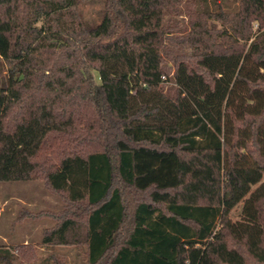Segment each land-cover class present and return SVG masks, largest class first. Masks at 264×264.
Wrapping results in <instances>:
<instances>
[{
  "label": "trees",
  "instance_id": "obj_1",
  "mask_svg": "<svg viewBox=\"0 0 264 264\" xmlns=\"http://www.w3.org/2000/svg\"><path fill=\"white\" fill-rule=\"evenodd\" d=\"M199 2L103 0L88 21L95 0H0V183L62 198L19 218L56 221L43 244L264 264V0ZM15 250L0 264L35 259Z\"/></svg>",
  "mask_w": 264,
  "mask_h": 264
},
{
  "label": "rangeland",
  "instance_id": "obj_2",
  "mask_svg": "<svg viewBox=\"0 0 264 264\" xmlns=\"http://www.w3.org/2000/svg\"><path fill=\"white\" fill-rule=\"evenodd\" d=\"M102 2L95 0L94 5L83 8L88 21H97ZM199 3V0H187V5L193 10ZM166 71L170 76L174 73L171 65L166 66ZM169 85L171 83L166 84ZM0 204V246L16 252L17 245L29 242L35 248V259L21 263L18 261V264H87L86 246H47L42 243L44 230L56 224L53 219L30 218L20 221L19 218L26 212L57 214L63 211L64 201L51 192L42 179L0 183ZM241 209L242 205L232 212L233 220L240 218ZM53 255L56 257L52 259Z\"/></svg>",
  "mask_w": 264,
  "mask_h": 264
},
{
  "label": "crops",
  "instance_id": "obj_3",
  "mask_svg": "<svg viewBox=\"0 0 264 264\" xmlns=\"http://www.w3.org/2000/svg\"><path fill=\"white\" fill-rule=\"evenodd\" d=\"M24 243H26V244H27V243H29V242H24Z\"/></svg>",
  "mask_w": 264,
  "mask_h": 264
}]
</instances>
